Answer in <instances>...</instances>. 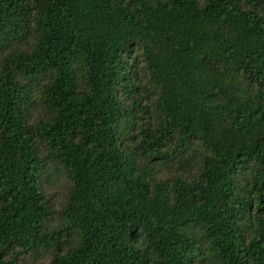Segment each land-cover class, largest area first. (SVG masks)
<instances>
[{"label":"trees","instance_id":"16d2710c","mask_svg":"<svg viewBox=\"0 0 264 264\" xmlns=\"http://www.w3.org/2000/svg\"><path fill=\"white\" fill-rule=\"evenodd\" d=\"M42 251L264 264V0H0V264Z\"/></svg>","mask_w":264,"mask_h":264},{"label":"rangeland","instance_id":"374dc122","mask_svg":"<svg viewBox=\"0 0 264 264\" xmlns=\"http://www.w3.org/2000/svg\"><path fill=\"white\" fill-rule=\"evenodd\" d=\"M140 88L138 90V97L140 98L141 106H149V99L151 98L150 93H148L145 87V77L142 75L139 78ZM146 119L144 122H146ZM144 124V123H143ZM192 154V152L190 153ZM193 156L187 157L185 161L179 164L167 165L164 164L159 167H153V176L158 179H170L173 176H181L190 178L195 174V165ZM191 159V160H190ZM69 188V181L60 171L51 170L50 175L44 184V190L49 196V204L53 210H57L59 205L62 203L65 194ZM50 254L47 251L39 252L34 258L27 257L23 259L26 264H44L49 260Z\"/></svg>","mask_w":264,"mask_h":264}]
</instances>
